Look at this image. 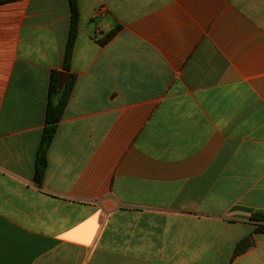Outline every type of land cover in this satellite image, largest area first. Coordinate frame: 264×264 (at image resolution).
Masks as SVG:
<instances>
[{"label": "crops", "instance_id": "0c3cea01", "mask_svg": "<svg viewBox=\"0 0 264 264\" xmlns=\"http://www.w3.org/2000/svg\"><path fill=\"white\" fill-rule=\"evenodd\" d=\"M79 7L39 186L70 5H0V264H264V0Z\"/></svg>", "mask_w": 264, "mask_h": 264}, {"label": "trees", "instance_id": "16d2710c", "mask_svg": "<svg viewBox=\"0 0 264 264\" xmlns=\"http://www.w3.org/2000/svg\"><path fill=\"white\" fill-rule=\"evenodd\" d=\"M12 1L16 0H0V5ZM68 1L70 5L71 20L69 38L63 62V71H54L50 78L45 128L42 134L35 163L34 180L39 186L43 184L48 165V152L56 136L58 125L63 117L65 108L72 95L73 87L76 81V76L71 72V62L79 32L80 7L79 0ZM119 30L120 27H117L112 32H110L107 37L101 41L102 44H105L111 38H113V36H115ZM251 220L262 223L264 221V214H254ZM254 232L264 234V224H258ZM238 253L239 249L236 251V254Z\"/></svg>", "mask_w": 264, "mask_h": 264}]
</instances>
